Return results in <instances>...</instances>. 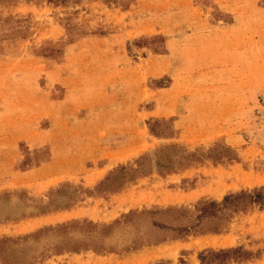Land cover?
Listing matches in <instances>:
<instances>
[{"label":"rangeland","instance_id":"374dc122","mask_svg":"<svg viewBox=\"0 0 264 264\" xmlns=\"http://www.w3.org/2000/svg\"><path fill=\"white\" fill-rule=\"evenodd\" d=\"M177 1L0 0V238L112 223L97 237L110 250L56 252L47 233L5 246L13 264H136L133 252L160 243L172 248L146 264H200L199 252L236 246L252 257L226 264H264V207L234 213L219 233L205 224L177 239L150 220H184L123 222L129 211L195 213L197 202L264 186V0H229L228 10L188 0L207 24L228 27L209 37L208 26L179 32ZM160 118L163 135L153 136L147 121ZM170 143L196 154L229 147L236 160L169 172L155 164L179 155L157 151ZM118 166L138 170L98 187ZM40 205L52 211L27 216ZM221 233L228 242L209 247L208 234ZM87 234L73 227L66 238Z\"/></svg>","mask_w":264,"mask_h":264},{"label":"trees","instance_id":"16d2710c","mask_svg":"<svg viewBox=\"0 0 264 264\" xmlns=\"http://www.w3.org/2000/svg\"><path fill=\"white\" fill-rule=\"evenodd\" d=\"M168 120L166 119H151L147 121L148 131L153 136L163 135V131L159 128L160 126L166 125ZM166 128V127H165ZM166 132V131H165ZM222 151L219 153L213 152L214 148H211L207 153L196 154L194 152H185L177 144H167L161 146L157 151L163 149L173 151L180 150L179 155L176 157H166L163 163L156 161V166L160 168H165L166 171L172 172L178 168L184 167L189 164L190 161L197 160L200 158H211L214 162H223V161H232L236 160V157L231 153L229 147H221ZM224 156V158H222ZM144 157L140 156L135 164L139 165ZM138 170V167H124L118 166L115 170H112L109 175H107L103 181L98 184V187L103 185L105 181L111 179L114 174L123 176L124 173L130 172L135 173ZM41 209L27 214V216H35L39 214H44L50 212L46 206H39ZM252 207H257L259 209L264 207V186L253 187L251 189H241L235 192L226 193L222 196L219 201L215 200H204L197 202L193 205V211L189 208L183 206H167L165 208H157L154 210L142 209L140 211H129L127 214H124L122 218L123 222H128L133 217H147L149 218L153 214H158L165 218H170L173 220H184L183 223L172 224L170 222H155V220H150V224L154 229H168L173 231L176 236L171 239L184 238L189 234H202L205 232L203 226L208 224V233H219L225 230L226 225L229 219L234 213L244 212ZM24 217V215H23ZM117 221V220H116ZM115 222V221H114ZM112 224V223H111ZM109 224H95L89 220H70L67 222L56 223L54 225H47L36 229L35 231L25 234L18 235L15 237H2L0 238V263L1 264H13L12 259L10 258V253L6 254L5 246L10 245L11 243H19L22 240L35 239L40 235L51 233L56 236L54 250L57 251H72L78 252L80 250L91 249L97 253L104 251L105 248L100 239H97L98 236L104 235L107 233L110 225ZM73 227H79L83 229L88 234L87 239L77 238L70 240L66 238V234L69 229ZM163 242V239L160 241H155V243ZM143 244H140L142 246ZM138 246L131 247L130 249H138ZM252 257V253L246 249H243L241 246H236L226 249H218L216 251H202L198 253V260L200 264H210L212 262L216 264H226L228 261L239 262L247 260ZM29 264H34V261H29Z\"/></svg>","mask_w":264,"mask_h":264},{"label":"crops","instance_id":"0c3cea01","mask_svg":"<svg viewBox=\"0 0 264 264\" xmlns=\"http://www.w3.org/2000/svg\"><path fill=\"white\" fill-rule=\"evenodd\" d=\"M214 2L220 9L228 10V2L229 0H211ZM176 6L178 9V21L174 26H177L179 32L181 33H203L205 32L208 26V37L209 34L212 33H220L224 34L227 32V28L221 24H207L206 18L202 15V12L197 7H192L189 5L188 0H178L176 2ZM229 236L225 233L221 234H208V246L209 247H217L222 246L224 243L228 242ZM180 241V240H178ZM172 247L168 245H164V243H160L157 245H152L145 247V249H139L133 252V260L136 264H140V261L147 257L145 263L153 261L155 258L159 257L160 254H164L168 249L170 250Z\"/></svg>","mask_w":264,"mask_h":264}]
</instances>
